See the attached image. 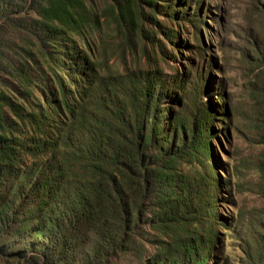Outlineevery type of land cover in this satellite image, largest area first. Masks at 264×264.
<instances>
[{
  "label": "trees",
  "instance_id": "16d2710c",
  "mask_svg": "<svg viewBox=\"0 0 264 264\" xmlns=\"http://www.w3.org/2000/svg\"><path fill=\"white\" fill-rule=\"evenodd\" d=\"M91 1L0 0V263L128 262L146 225L165 239L145 264H208L221 188L211 140L228 116L204 99L213 63L199 34L201 2L106 0L95 12ZM158 14L189 23L195 45L159 26ZM257 15L239 61L264 145V11ZM105 23L117 42L100 38L98 48L93 34ZM181 48H194L198 64L165 74L160 62ZM128 53L144 63L122 72L109 64ZM183 163L195 172L179 173ZM245 251L246 264H264V231Z\"/></svg>",
  "mask_w": 264,
  "mask_h": 264
},
{
  "label": "rangeland",
  "instance_id": "374dc122",
  "mask_svg": "<svg viewBox=\"0 0 264 264\" xmlns=\"http://www.w3.org/2000/svg\"><path fill=\"white\" fill-rule=\"evenodd\" d=\"M164 1L157 0V3L166 5ZM200 2L205 19L200 25L199 34L206 47L205 60L213 63L205 81L210 90L204 99L218 101V107L224 105L228 116L223 122H215L213 129L217 135L211 140L214 170L221 188L216 204V215L220 221L214 227L216 242L208 264H246V241L252 239L258 231H264V191L259 189L262 180L258 170V163L264 158V145L257 140L258 132L253 124L255 114L251 112V83L248 82L251 81V74L242 69L239 46L244 37L257 28V14L258 11H264V0ZM106 4V0L91 1L95 12L101 11ZM146 10L150 11L148 8ZM190 12L193 13V10ZM156 18L162 28L174 26L175 31L179 30L182 42L189 46L195 45L196 31L189 23L175 22L162 14ZM156 37L162 41L164 51L169 53L171 46L165 36L159 33ZM100 38L116 43L113 26L105 23L101 31L93 34V43L98 48ZM20 45L29 47L25 41L20 42ZM179 53L175 61H169V65L160 62L165 74H171L174 67L187 71L190 62L198 64L194 48H181ZM137 61L138 57L128 53L124 60L114 55L109 64L122 72L125 67L131 68ZM140 63H144V60ZM195 170L194 166L184 163L178 168V172L183 175H192ZM150 216L149 211L146 218ZM142 229L143 234L136 251L128 257V262L122 260L119 264H145L157 252L155 241L165 238L146 225H142Z\"/></svg>",
  "mask_w": 264,
  "mask_h": 264
}]
</instances>
